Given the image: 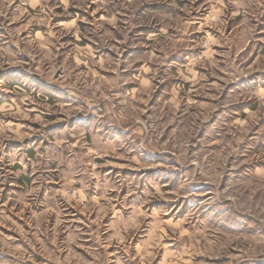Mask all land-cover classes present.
Returning a JSON list of instances; mask_svg holds the SVG:
<instances>
[{
    "label": "rangeland",
    "instance_id": "obj_1",
    "mask_svg": "<svg viewBox=\"0 0 264 264\" xmlns=\"http://www.w3.org/2000/svg\"><path fill=\"white\" fill-rule=\"evenodd\" d=\"M0 264H264V0H0Z\"/></svg>",
    "mask_w": 264,
    "mask_h": 264
}]
</instances>
